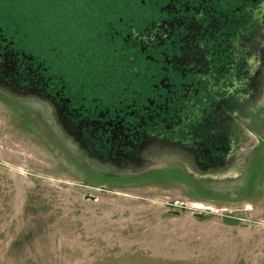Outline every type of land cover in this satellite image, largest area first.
<instances>
[{"label": "rangeland", "instance_id": "374dc122", "mask_svg": "<svg viewBox=\"0 0 264 264\" xmlns=\"http://www.w3.org/2000/svg\"><path fill=\"white\" fill-rule=\"evenodd\" d=\"M179 11L161 42L180 29ZM155 22L156 0H0V38L34 63L26 80L0 51V264H264V51L238 120L219 122L220 139L234 141L225 156L195 148L188 132L108 155L66 119L77 99L114 108L116 86L141 64L127 59L135 35L114 56L117 31ZM50 79L66 105L62 90L39 89Z\"/></svg>", "mask_w": 264, "mask_h": 264}, {"label": "trees", "instance_id": "16d2710c", "mask_svg": "<svg viewBox=\"0 0 264 264\" xmlns=\"http://www.w3.org/2000/svg\"><path fill=\"white\" fill-rule=\"evenodd\" d=\"M250 1L156 0L157 17L162 18L166 14V9L175 8L178 3L181 4V7H185V3H188L191 6L192 14H189L188 18L184 17V21L192 26L203 25L204 29L197 31L198 35L193 34V38L185 39L186 32L179 34L173 47L170 44L165 46L156 44L155 50V47L150 43L146 45L140 42L131 45V52L127 59L129 58L132 63L141 62L142 65L139 63V66L131 68V73L134 74L131 81L123 80L120 83L121 86H116L121 91L117 95V100L113 101V106L122 107L125 110H128L129 107L138 110L140 107L139 110H144L143 112L149 117V115L153 116L154 107H152L151 101H154L156 102V129L172 133L186 131L194 135L202 134L203 127L207 124L208 126L212 125L211 111H209L212 102L222 95L229 96L235 91L237 82L235 70L237 69L240 77H248L243 72L242 66L240 68L236 66L234 71L230 70L231 60L233 61L234 58L238 61L245 59L244 61L247 63L250 60V65L256 61V59H250V53L254 52V46L255 49L257 48L261 34L258 27L250 29V24L256 20V15H259L257 17L259 22L263 17H260L262 13L259 6L260 0L253 2L258 11L256 13L248 12ZM142 2L145 7L148 6L147 2ZM162 20H158L160 23H157L161 24ZM154 25L153 23L151 26ZM148 27L149 25L145 28ZM251 32H254L253 36H250ZM119 33L121 36L124 34L122 31H117V34ZM125 43L128 41L122 36L120 46L118 45L115 51L113 50V54H118L127 47ZM245 44L246 46H244ZM188 45L199 49L200 56L208 55L207 62L210 64L207 66L210 69L206 79L204 76L202 77V73H192L191 70H196V67L193 68L188 64L191 53ZM16 46L24 49L22 44L20 46L16 44ZM248 47L250 48L248 49ZM245 49L249 51L243 58L240 55L246 53ZM258 55L259 53H257ZM127 66L128 64L123 66L120 74H127L128 68H125ZM122 75H120V80L123 78ZM137 82L140 83L137 84ZM141 91L146 93L139 95ZM240 91L243 93L245 90ZM112 95L115 94L112 93ZM150 98L152 100L149 102Z\"/></svg>", "mask_w": 264, "mask_h": 264}, {"label": "flooded vegetation", "instance_id": "af4514ba", "mask_svg": "<svg viewBox=\"0 0 264 264\" xmlns=\"http://www.w3.org/2000/svg\"><path fill=\"white\" fill-rule=\"evenodd\" d=\"M253 2H256V0H251L249 2L247 10L248 12L256 13L258 9L255 8L256 5ZM185 5H186L185 7H181V4L178 3V6L175 5V8L170 7L166 9L165 11L166 14L163 15L162 18L156 16V22L154 23L155 24L154 26L151 27L149 26L148 28H143V29L134 28L129 33H127V31H124V34L122 35L123 38H125L128 41L130 35H135L134 39L136 40V42L133 43L132 45H135L140 42H143L146 45L150 43L152 44V46L155 47V50H156V44L161 46L162 45L165 46L167 44H170V46L172 47L175 46V42L178 35L183 32L187 33L185 39L188 37L193 38L194 36L193 34L198 35L196 32L200 30L202 31L204 29L203 25L192 26L187 21L185 22L181 20V22H179L181 23L180 29L174 26V23L172 25L173 30H171L169 34L174 35V38L170 43L166 44L159 40L160 36H162L163 34L162 33L163 31L161 24H158L160 23L158 22V20L163 19L161 23L166 22L171 19L170 17L178 16L180 13L179 10L184 12V14L181 13V16H183V18L184 17L188 18V15L192 14V10H191V6L188 3H185ZM259 6L261 7L260 12L262 10L264 11V0L263 2L262 0H260ZM162 9L164 10V7H162ZM263 19L264 17L262 18V20ZM175 21H178V19ZM1 32L2 29L0 27V33ZM155 32H156V39L154 35ZM10 43L11 42L8 41L7 43L5 39L0 38V51L3 49H9L13 57L17 59L16 61L17 65L15 66L12 65L14 73L18 72L21 74L22 77L26 76L25 78L26 80L32 79L29 64H34V63H30L29 61H24L25 59L24 54H26L25 49L22 48L20 49L17 46L13 47V44ZM188 47L190 48V52H191L188 59L189 61L188 64L193 68L196 67V70H191L192 73L193 74L202 73V77L204 76L206 79L210 69L207 66L210 64L207 62L208 55L204 56L202 54V56H200L198 53L199 49L196 48L194 49V47H192L191 45H188ZM253 49L254 52L250 53V59L252 60L256 59V61H253L252 64L253 67L252 65H250V60H248V63L244 61L245 59L238 61L236 60V58H234L233 61L231 60L230 70L234 71V68L236 66L239 68L242 66L243 72L246 73L248 77L246 76L240 77L239 73L236 71L237 69L235 70V73L237 74L235 91H233L232 94L229 96L222 95V97H218V99L212 102V104L210 105L212 107H209V111H211L212 125L208 126L207 124L205 127H203L201 129L202 134L199 133L197 135H194L191 132L188 134V136L191 135L192 138L189 139V141L188 140L187 141L190 142L192 146H194L195 148L200 149V151H205L211 155H217V156L218 155L225 156L226 154H229L231 152L232 147L234 146L233 144L234 141L230 138L229 139L227 138L226 140H221L220 139L222 138V136H220L221 129L219 128L218 125L219 122L220 125L223 124V120L229 119L228 117H232L233 119L238 120L237 116H238L239 105L241 104L240 102L241 101L244 102L247 98L252 97V95L254 94L257 88L258 80L261 77L260 76L261 73L259 72V68L257 70L256 68L258 61H260L261 58L263 57L262 55L264 48L260 49L261 51L259 52L258 56L255 50V46ZM252 68L255 70H253ZM46 73L47 75L49 73L51 74V72L49 73L46 72ZM22 77L21 79H24ZM42 84L43 85H40L42 87H39V89H41L44 92L50 91L52 92V94H56L59 89L62 90L61 93L58 94H60L59 96L62 97L63 104L65 103L64 102L65 99L63 98L65 96L64 87L63 88L56 87L54 85L53 80L51 79L48 81H44ZM240 90L242 91L245 90V91L242 93ZM144 92L145 91L139 92V95L141 94L143 95ZM151 100L152 99L150 98L149 102ZM151 103L153 107L156 105V102L154 101H151ZM70 106L71 107H69V105L65 106L66 116H67L66 119L70 124L74 126L75 129H80V132L82 133L83 136V141H85L84 144L86 142H89L92 145L97 144L103 149H108L109 150L108 155L125 156L126 154H135L139 149V145L141 144V142L144 141L145 138L183 140V138L187 136L186 131L183 132L174 131L175 133H172V132H164L161 129H156V112H155L156 108L153 110L155 115L152 112L153 116L149 115L148 117V115L145 112H143L144 110L143 111L139 110L140 107H138V110L137 109L135 110L130 107L128 108V110H125L122 107L112 108V105L101 106V105L93 104L91 106H88L85 103H83L82 100L80 99L75 100V102L72 103V105ZM209 128H211V130H209ZM212 130L215 131L214 134H212ZM206 156L208 155H205L204 157Z\"/></svg>", "mask_w": 264, "mask_h": 264}]
</instances>
